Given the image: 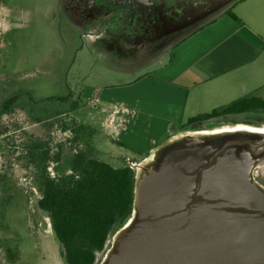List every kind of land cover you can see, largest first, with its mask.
Masks as SVG:
<instances>
[{
    "label": "rangeland",
    "instance_id": "1",
    "mask_svg": "<svg viewBox=\"0 0 264 264\" xmlns=\"http://www.w3.org/2000/svg\"><path fill=\"white\" fill-rule=\"evenodd\" d=\"M236 1L222 0L205 11H180L184 19L177 23L175 39L188 32H181L184 24L192 27ZM170 53L171 47L164 49L160 61ZM122 68V61L104 54L85 29L62 13L58 0H0V202L9 199L0 222V264H66L51 219L38 205L41 192L33 163L41 162L45 151L54 177L71 173L72 158L80 150L114 166L133 164L137 177L145 158L184 131L186 116L179 124L177 115L149 112L155 110L153 104L141 109L130 99L133 88L112 87L128 79ZM138 112L146 118L137 117ZM236 122L261 125L264 109L221 118L207 128L221 130ZM79 123L89 126L92 135L76 139L72 129ZM255 175L264 182V165ZM113 235L96 264L103 263Z\"/></svg>",
    "mask_w": 264,
    "mask_h": 264
},
{
    "label": "water",
    "instance_id": "2",
    "mask_svg": "<svg viewBox=\"0 0 264 264\" xmlns=\"http://www.w3.org/2000/svg\"><path fill=\"white\" fill-rule=\"evenodd\" d=\"M262 137L203 129L160 144L139 164L132 215L102 264H264V185L254 177L264 150L250 140Z\"/></svg>",
    "mask_w": 264,
    "mask_h": 264
},
{
    "label": "crops",
    "instance_id": "3",
    "mask_svg": "<svg viewBox=\"0 0 264 264\" xmlns=\"http://www.w3.org/2000/svg\"><path fill=\"white\" fill-rule=\"evenodd\" d=\"M228 4L209 19L195 23L177 41L166 62L129 83L112 87L133 88L130 99L138 101L141 109L153 104L155 110L149 112L160 109L166 118L177 115L179 124L184 123L185 116L188 120L211 112L249 96V91H257L256 95L264 98V0ZM136 116L146 118L142 112ZM170 123L168 128L172 129Z\"/></svg>",
    "mask_w": 264,
    "mask_h": 264
},
{
    "label": "trees",
    "instance_id": "4",
    "mask_svg": "<svg viewBox=\"0 0 264 264\" xmlns=\"http://www.w3.org/2000/svg\"><path fill=\"white\" fill-rule=\"evenodd\" d=\"M229 14L237 18L233 11L229 10ZM4 107L7 108V103ZM260 109H264L263 97L243 96L211 112L191 117L187 123ZM72 130L76 139L93 133L83 123L75 125ZM44 154L41 162L33 163L41 192L38 205L51 219L53 231L61 244L62 256L66 264H96L98 253L105 251L110 237L132 215L135 169L130 164L114 166L80 150L72 158L71 173L54 177L50 175L46 163L48 151ZM7 204L9 199L0 202V222H4Z\"/></svg>",
    "mask_w": 264,
    "mask_h": 264
},
{
    "label": "flooded vegetation",
    "instance_id": "5",
    "mask_svg": "<svg viewBox=\"0 0 264 264\" xmlns=\"http://www.w3.org/2000/svg\"><path fill=\"white\" fill-rule=\"evenodd\" d=\"M220 1L222 0H58V5L62 13L72 18L79 28L86 30L90 42L97 43L104 54L122 61V71L129 77L119 83H129L163 64L159 58L164 49L171 47L170 56L172 55L178 41L175 37L180 31L177 23L180 24L184 19L180 11L187 13L194 7L205 11L214 8L213 4ZM174 24H177L175 32ZM190 24H184L181 32H189ZM247 112L222 114L191 124L185 123L182 127H185L184 131L210 130L207 128L208 124L218 119L231 116L235 118ZM262 125L264 123L254 126ZM250 140L254 147L260 145L264 150V137ZM254 177L264 185V182L258 180V175Z\"/></svg>",
    "mask_w": 264,
    "mask_h": 264
},
{
    "label": "bare ground",
    "instance_id": "6",
    "mask_svg": "<svg viewBox=\"0 0 264 264\" xmlns=\"http://www.w3.org/2000/svg\"><path fill=\"white\" fill-rule=\"evenodd\" d=\"M235 130H245V131L255 132V133H259V134L264 135V125L258 127V126H254V125L239 123L235 126L226 127L223 129V131H235ZM261 164L264 165V160L261 161ZM133 221H134V219H131V221L129 222V224H127L126 227H129L133 223ZM120 234H122V232Z\"/></svg>",
    "mask_w": 264,
    "mask_h": 264
},
{
    "label": "built area",
    "instance_id": "7",
    "mask_svg": "<svg viewBox=\"0 0 264 264\" xmlns=\"http://www.w3.org/2000/svg\"><path fill=\"white\" fill-rule=\"evenodd\" d=\"M131 161V160H130Z\"/></svg>",
    "mask_w": 264,
    "mask_h": 264
}]
</instances>
